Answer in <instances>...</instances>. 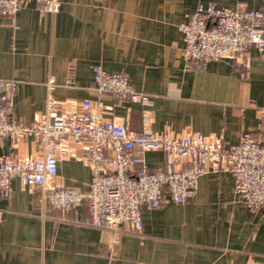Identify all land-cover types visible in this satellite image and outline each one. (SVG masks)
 Masks as SVG:
<instances>
[{"label": "crops", "instance_id": "crops-1", "mask_svg": "<svg viewBox=\"0 0 264 264\" xmlns=\"http://www.w3.org/2000/svg\"><path fill=\"white\" fill-rule=\"evenodd\" d=\"M211 1L264 9V0H60L56 14H41L31 1L14 19L0 15V80L18 82L15 116L25 122L42 116L53 77L59 111H78L88 99L95 114L132 132L143 130L148 112V128L157 132H201L227 146L247 133L264 141V50L250 47L246 68L226 59L197 68L184 59L180 25ZM96 65L126 73L151 102L96 94ZM68 149L57 179L86 191L92 170L80 158L83 143L70 141ZM39 153L30 139L0 140V155ZM165 163L162 151L145 153L150 170ZM234 184L230 170L210 164L194 199L143 206L142 229L122 228L113 246L112 229L84 222L87 204L76 220L73 210L44 205L34 184L14 179L10 196L0 198V264H264V208L253 212L238 202Z\"/></svg>", "mask_w": 264, "mask_h": 264}, {"label": "built area", "instance_id": "built-area-1", "mask_svg": "<svg viewBox=\"0 0 264 264\" xmlns=\"http://www.w3.org/2000/svg\"><path fill=\"white\" fill-rule=\"evenodd\" d=\"M35 1L41 14H56L60 0H0V15L15 18L19 10ZM184 37L183 56L189 66L203 68L212 60H237L246 68L248 50H264V9H249L243 2L234 7L214 1L201 4L180 25ZM72 78L66 80L71 84ZM96 94L110 93L119 100L150 103L149 95L136 90L126 73H110L94 67ZM17 80H0V140L30 139L40 146L37 156L0 155V198H8L12 181L34 184L43 195L44 205L73 210L87 204V224L112 229L119 242L122 228L133 232L143 227L142 207L158 208L166 201L185 204L195 198L199 178L210 164H221L234 175L236 200L253 212L264 208V141L243 134L227 146L222 138L209 139L201 132L177 135L168 130L148 128L151 117L143 115V130L132 132L125 123L104 119L92 111L91 100H84L74 112L57 109L53 77L47 82L46 109L33 122L15 116ZM105 107V106H104ZM264 117V109L261 110ZM83 143L85 158L92 170L86 191L67 186L58 177V161L72 155L68 143ZM147 151H162L163 168L150 170L145 164ZM140 165V168H136Z\"/></svg>", "mask_w": 264, "mask_h": 264}]
</instances>
